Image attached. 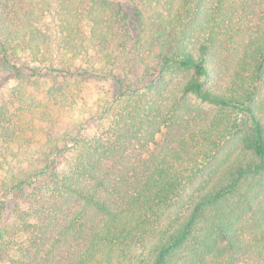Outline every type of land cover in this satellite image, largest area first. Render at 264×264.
Returning a JSON list of instances; mask_svg holds the SVG:
<instances>
[{"label":"trees","instance_id":"obj_1","mask_svg":"<svg viewBox=\"0 0 264 264\" xmlns=\"http://www.w3.org/2000/svg\"><path fill=\"white\" fill-rule=\"evenodd\" d=\"M0 264H264V0H0Z\"/></svg>","mask_w":264,"mask_h":264},{"label":"rangeland","instance_id":"obj_2","mask_svg":"<svg viewBox=\"0 0 264 264\" xmlns=\"http://www.w3.org/2000/svg\"><path fill=\"white\" fill-rule=\"evenodd\" d=\"M98 86L95 83H88L84 90V98L90 103L93 102L96 96L99 94Z\"/></svg>","mask_w":264,"mask_h":264}]
</instances>
